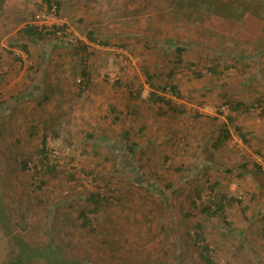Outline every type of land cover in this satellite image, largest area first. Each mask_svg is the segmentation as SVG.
I'll list each match as a JSON object with an SVG mask.
<instances>
[{"label": "rangeland", "instance_id": "374dc122", "mask_svg": "<svg viewBox=\"0 0 264 264\" xmlns=\"http://www.w3.org/2000/svg\"><path fill=\"white\" fill-rule=\"evenodd\" d=\"M58 2L71 30H57L60 40L23 30L44 0L0 11V264H205L204 242L214 264H264V175L237 168L241 153L264 171L263 3L241 23L239 13L173 17L175 0ZM166 39L185 41L187 66L170 80L179 94L155 89L176 113L149 98L141 69L169 73ZM212 59L227 73L211 75ZM228 115L259 134L251 146ZM222 122L231 135L217 151ZM223 184L235 199L219 215L201 211Z\"/></svg>", "mask_w": 264, "mask_h": 264}, {"label": "trees", "instance_id": "16d2710c", "mask_svg": "<svg viewBox=\"0 0 264 264\" xmlns=\"http://www.w3.org/2000/svg\"><path fill=\"white\" fill-rule=\"evenodd\" d=\"M7 0H0V11L3 10L4 4ZM46 2L44 9H51V7L56 8V13L58 14L59 12V7L60 3L58 0H44ZM137 3H140V0H136ZM243 3L245 7L241 5ZM259 3V4H258ZM260 3H263L264 6V0H175L173 3V8L172 16L176 18H185L186 19H191V20H198V19H203L207 13H216L217 15H220V17H226V19L230 20L228 17L230 15H233V13H239L238 16H242L237 22H243L244 20L248 19L250 15L255 13V8L260 6ZM152 5H154L153 8L161 7L159 4H155L154 2H151ZM258 11V10H257ZM256 11V12H257ZM263 12V11H262ZM184 13V14H183ZM36 14V13H35ZM34 14V16H35ZM34 18V17H33ZM246 18V19H245ZM225 19V18H223ZM235 22V21H234ZM67 24H63L61 27H39L35 25L32 22V25H26L24 27V32L29 35L30 38L34 39L35 41H42L45 39L46 36H48L49 40L51 39H58L59 36L55 34L57 30H60L61 32L64 30L65 27H67ZM89 39L92 41H98V37L95 36L94 34H90ZM60 40V38H59ZM62 42V41H61ZM67 45L71 46H76L75 42H68L65 41ZM185 41H175L171 39H166L164 40V44L166 45V48H172L173 49V56L175 63L172 66V69L168 71L169 73L164 74L163 71L166 69L164 68V64L157 65L156 67H153V69L149 66L143 65L142 69V74L144 75L147 83L149 84L151 91H149V98L154 101V102H160L165 104V106L171 110L173 113H176L179 111L178 107L174 104L171 103V100L169 98H166L164 93H156V90H164V92L169 91L172 95H178L179 92L177 90V86L173 83H171V74L173 72V69H177L178 66H187V61L183 57V54L185 53V47L183 44ZM23 49L27 51V47L25 46V43H22ZM77 48V47H76ZM219 53V52H218ZM190 64V63H188ZM229 64L227 63H219L218 61H215V59H212V61L209 62V65L207 66V71L210 72L211 75L215 76H221L227 73V68ZM82 75L87 79V74L84 69H82ZM194 75L196 77H201L202 74L199 72H196ZM137 93V92H136ZM242 107L241 103H237L236 106H234V110L237 113V117H239L240 109ZM232 108V107H231ZM227 120L233 124L234 129L233 131L235 134L248 146H251V141L250 139L253 138L257 133L253 132L252 129H246L239 123H234V116L228 115ZM218 134L215 139V146L217 151H223L224 148H227L226 142L230 138V129L228 128V124L225 122H222L221 124L218 125ZM259 135V134H258ZM258 135L255 136L258 137ZM40 153H42L43 157H46L45 154V139H42V146L39 149ZM238 152V151H237ZM249 159L245 158L242 156L240 153V156L237 153V168H238V175L244 176V175H249L250 177L254 178L257 180L258 183H260V180L263 178L264 171L259 164H254V167L252 170L248 169V163ZM27 165V162L25 160H22V168H25ZM55 165L53 164L52 167ZM226 171L228 172L229 170L226 168ZM218 185V183H217ZM258 186V185H257ZM224 187V188H222ZM259 187V186H258ZM218 192L214 191V196L211 195L209 196V199L206 201V203H202L203 207L201 209L208 212L210 215H219L222 213L224 206L227 202L233 201L235 198L233 196H230L228 194V189L229 187L225 184L222 186H219ZM90 203L94 204V209L93 211L96 212L98 205L100 204V199L95 194H91L88 198ZM192 204L195 205V201L191 200ZM188 213H185L184 215L187 216ZM79 219H81V225L83 227H90L89 226V219L87 215L85 214L84 211H81L78 215ZM197 229H200V225H197ZM202 240L204 241L205 238L201 234L200 231L195 232V237H194V243L197 242V240ZM210 249L209 245L207 242H204L203 245L201 246V253H200V259L205 263V264H214L211 256H210Z\"/></svg>", "mask_w": 264, "mask_h": 264}, {"label": "built area", "instance_id": "2783aa9c", "mask_svg": "<svg viewBox=\"0 0 264 264\" xmlns=\"http://www.w3.org/2000/svg\"><path fill=\"white\" fill-rule=\"evenodd\" d=\"M34 24L41 27H61L63 23L59 20L58 15L56 13V8L51 7V9H42L36 12L34 16ZM63 35H69L71 33V30L69 27H65L62 31ZM72 36V34H71ZM71 41H75L70 39Z\"/></svg>", "mask_w": 264, "mask_h": 264}]
</instances>
